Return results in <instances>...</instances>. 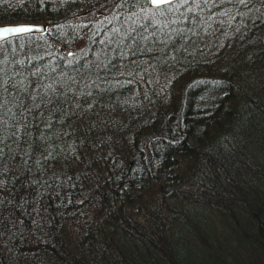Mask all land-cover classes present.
Returning a JSON list of instances; mask_svg holds the SVG:
<instances>
[{"label":"trees","instance_id":"1","mask_svg":"<svg viewBox=\"0 0 264 264\" xmlns=\"http://www.w3.org/2000/svg\"><path fill=\"white\" fill-rule=\"evenodd\" d=\"M189 1L0 0V264H264V0Z\"/></svg>","mask_w":264,"mask_h":264},{"label":"water","instance_id":"2","mask_svg":"<svg viewBox=\"0 0 264 264\" xmlns=\"http://www.w3.org/2000/svg\"><path fill=\"white\" fill-rule=\"evenodd\" d=\"M176 0H165L164 3L155 5L152 3V0H149V3L152 7H161L167 4H170ZM28 28L30 29L27 32H7L5 33L4 30L6 29H14V28ZM45 31V25L40 23H11V24H2L0 25V43L6 41L8 39L18 37L21 35H27L32 33H42Z\"/></svg>","mask_w":264,"mask_h":264},{"label":"snow or ice","instance_id":"3","mask_svg":"<svg viewBox=\"0 0 264 264\" xmlns=\"http://www.w3.org/2000/svg\"><path fill=\"white\" fill-rule=\"evenodd\" d=\"M164 2H165V0H152V3L155 4V5H159V4H162ZM29 30L30 29H28V28H22L21 27V28H14V29H6L4 31H5V33H7L9 31H11V32H27Z\"/></svg>","mask_w":264,"mask_h":264},{"label":"rangeland","instance_id":"4","mask_svg":"<svg viewBox=\"0 0 264 264\" xmlns=\"http://www.w3.org/2000/svg\"><path fill=\"white\" fill-rule=\"evenodd\" d=\"M196 4V1L195 0H191V1H189L188 2V6L189 7H194V5ZM213 29H214V27H213ZM215 30V29H214ZM82 47V45H80V47H79V49ZM78 48H77V50H79Z\"/></svg>","mask_w":264,"mask_h":264}]
</instances>
